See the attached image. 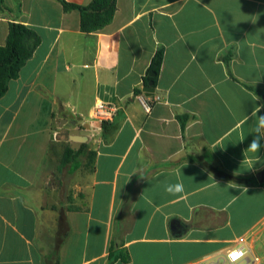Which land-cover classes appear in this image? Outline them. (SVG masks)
I'll list each match as a JSON object with an SVG mask.
<instances>
[{
	"label": "crops",
	"instance_id": "0c3cea01",
	"mask_svg": "<svg viewBox=\"0 0 264 264\" xmlns=\"http://www.w3.org/2000/svg\"><path fill=\"white\" fill-rule=\"evenodd\" d=\"M19 4L17 21L40 44L0 98V264H42L66 232L56 235L60 215L51 234L40 225L37 186L53 160L48 145L64 142L54 140L62 120L89 124L83 144L94 155L61 211L59 264H223L241 246L236 264H264V148L244 151L251 112L264 105V0H117L111 22L92 33L57 0ZM9 22L0 12V45ZM158 46L161 69L144 96L159 99L146 112L134 89L142 92ZM114 100L104 138L89 112ZM176 183L183 192L165 191Z\"/></svg>",
	"mask_w": 264,
	"mask_h": 264
},
{
	"label": "trees",
	"instance_id": "16d2710c",
	"mask_svg": "<svg viewBox=\"0 0 264 264\" xmlns=\"http://www.w3.org/2000/svg\"><path fill=\"white\" fill-rule=\"evenodd\" d=\"M13 1L15 7L14 9H11L4 4L3 0H0V12L7 14L10 17L5 44L0 45V98L7 91L8 83L18 77L20 69L26 63V61L31 58L33 52L40 44V37L38 34L31 28L17 21V17L20 14V4L19 0ZM57 1L60 3L64 11L76 10L79 13V28L82 33L97 32L108 25L114 16L117 2V0H92L87 5H77L66 2L65 0ZM163 56L164 48L162 46H158L149 62L146 73L142 77V86H146L150 81H152L153 86L156 84V80L161 69ZM223 60L225 63H227L228 57L224 56ZM149 73H154V76L150 77ZM246 88L256 92L253 87L247 86ZM134 94H142L140 88H135ZM187 117L188 116L186 115L179 117L182 129L184 128ZM110 123L101 124L102 136L104 138L107 137L109 130L107 127L110 126ZM56 146L57 143L55 142H51L50 145H48V151L50 152V157L52 158H56ZM85 149V144H82V146L77 150H73L69 146H66L60 158H58L56 161V170L60 172L65 166L68 165V173L72 174L81 168L82 163L80 156L85 154ZM87 154L89 157L88 165L89 168H91L93 165L94 154L92 152H87ZM234 180L241 184H245L246 182L245 179L234 178ZM59 215L60 217L56 227V235L58 236V231H62L65 228L66 232L61 237L59 242L57 241L54 246L51 245L46 248L45 253L42 255V264H59L58 247L68 234L64 214L60 211Z\"/></svg>",
	"mask_w": 264,
	"mask_h": 264
},
{
	"label": "rangeland",
	"instance_id": "374dc122",
	"mask_svg": "<svg viewBox=\"0 0 264 264\" xmlns=\"http://www.w3.org/2000/svg\"><path fill=\"white\" fill-rule=\"evenodd\" d=\"M66 144V142H62L55 147L56 158H52V162L46 164L37 185L44 189L43 210L39 216V223L48 235L55 230L60 211L67 208L68 204H71L70 198L77 194L76 186L80 183V179L83 180L90 170L87 149H85V154L80 156L82 163L80 169L72 174L68 173V165L60 172L56 170V161L63 153ZM217 264H222V261ZM223 264L228 263L224 262Z\"/></svg>",
	"mask_w": 264,
	"mask_h": 264
},
{
	"label": "built area",
	"instance_id": "2783aa9c",
	"mask_svg": "<svg viewBox=\"0 0 264 264\" xmlns=\"http://www.w3.org/2000/svg\"><path fill=\"white\" fill-rule=\"evenodd\" d=\"M137 100L143 107V109L146 112H149L152 105L158 101V97H153L152 99H148L144 96V93L139 94L136 96ZM120 109L119 103L117 100L111 101V102H104V101H97L92 106L90 112H89V120L97 124L98 126H101L103 123H110L113 121L114 116ZM242 242V240H240ZM238 251H244L245 249L243 246L236 247L230 251L225 256V260L228 264H236L240 260L234 261L230 257V253L238 252ZM246 253V252H245ZM246 258V254L241 258V260H244Z\"/></svg>",
	"mask_w": 264,
	"mask_h": 264
},
{
	"label": "water",
	"instance_id": "95a60500",
	"mask_svg": "<svg viewBox=\"0 0 264 264\" xmlns=\"http://www.w3.org/2000/svg\"><path fill=\"white\" fill-rule=\"evenodd\" d=\"M149 76H154V73H149ZM142 92L149 96L154 92V87L152 81H150L146 86L142 88ZM263 103H264V93L262 95ZM66 125V120H62L59 125L58 131L54 136L55 141H64L68 142L69 146L73 150H77L80 148L81 144L87 141V138L90 136V126L89 124H85L82 128L75 127L73 124L70 128L64 127ZM257 180L262 182L264 180V171H262L258 176Z\"/></svg>",
	"mask_w": 264,
	"mask_h": 264
},
{
	"label": "clouds",
	"instance_id": "9594fccd",
	"mask_svg": "<svg viewBox=\"0 0 264 264\" xmlns=\"http://www.w3.org/2000/svg\"><path fill=\"white\" fill-rule=\"evenodd\" d=\"M259 100V97L256 96V101ZM264 108V105H259L257 104L253 111L251 112V116L256 117V125L253 130V135L250 143L248 144L247 148L244 151L251 152V153H259L262 148H264V115L259 114ZM183 184L182 183H176V184H169L166 185L165 191L168 192L171 195H176L178 193L183 192ZM246 253L244 251H238V252H233L230 253L231 259L234 261L236 260H241V258L245 255Z\"/></svg>",
	"mask_w": 264,
	"mask_h": 264
}]
</instances>
